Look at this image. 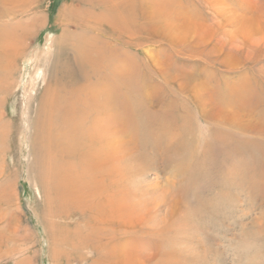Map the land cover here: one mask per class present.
Here are the masks:
<instances>
[{"label":"rangeland","instance_id":"obj_1","mask_svg":"<svg viewBox=\"0 0 264 264\" xmlns=\"http://www.w3.org/2000/svg\"><path fill=\"white\" fill-rule=\"evenodd\" d=\"M217 4L212 9L198 0H25L15 8L17 11L0 15V47L2 43H23L21 53L0 57L3 74L7 72L12 83L10 94L0 102V131L3 127L6 132L0 135V264H95L102 257L96 249L104 242L98 230L101 220L93 219L88 211L74 212L68 204L57 208L49 203L34 169L28 171L36 161L29 124L36 116V99L46 85L43 76L36 91L29 94L30 109L24 106L30 54H38L53 40L62 41L69 25L73 40L67 45L77 56V46L98 32L88 27L87 16L92 14H108L110 17L99 18L117 33L124 31L120 37L112 34L109 25L102 24L105 29H99L106 33L101 36L102 43H111L117 56L126 53L124 60L134 86L130 102L120 104L128 116L124 128L130 132V157L123 164L124 174H114L123 182L119 180L108 189L110 194L114 191L119 205L112 216L118 222L114 235L121 247H126L125 262L264 264V172L258 168L254 171L253 158L247 155L248 144H230L233 150L226 153L227 147L216 142L213 120L201 116L202 109L211 113L213 103L207 104L206 97L198 104L199 95L193 90L203 85L215 92L214 96L224 98L236 86L248 98L264 97V78L257 71H264V18L260 19L264 0H218ZM149 5L159 16L158 37L154 39L148 36L154 20L145 12ZM219 10L222 15L214 18ZM164 13L169 20L163 18ZM231 13L239 20L235 21ZM178 14L185 18L176 17ZM12 20L18 24L10 23ZM250 21L255 22L254 31L248 29ZM30 25H35L34 30ZM120 40L126 47L118 43ZM57 46L53 45L51 56L43 57V74L54 60ZM150 56L164 62L172 76L171 85L155 72ZM247 57L254 60L249 62ZM225 59L233 62H227L232 64L229 69L219 64ZM104 72L101 75L108 82L114 80L118 89V79ZM190 74L197 79L187 88L182 78ZM51 84L56 88L55 82ZM83 84L79 81L76 86ZM230 109L227 106L223 112L227 114ZM256 109L264 113V101ZM238 137L241 141H260L256 136ZM208 147L213 150L205 158ZM230 164L236 170L244 168L233 183L227 169ZM147 206L156 207L153 222L144 215ZM144 218L148 222H142Z\"/></svg>","mask_w":264,"mask_h":264},{"label":"bare ground","instance_id":"obj_2","mask_svg":"<svg viewBox=\"0 0 264 264\" xmlns=\"http://www.w3.org/2000/svg\"><path fill=\"white\" fill-rule=\"evenodd\" d=\"M24 1L25 0H4V2H0L2 4L0 7V15H5V12H8L9 10H16L15 8H19V3H24ZM198 1H200L205 7L210 6L214 9L218 0ZM221 4L222 3H220V5ZM221 6H224V4ZM221 6L218 8L221 9ZM223 9L225 8L223 7ZM157 11L151 9L150 5L145 7V12L151 16V19H154L153 21L151 20L152 22L149 20L151 24L149 25L150 32L148 34V36H150V38L153 37V39L158 37L156 31L159 27V16L155 13ZM221 12L222 11L219 10L214 18L217 14H221ZM67 13H70V15L72 14L70 11ZM29 14L30 12H27V15ZM179 14L178 16L176 15V17L180 18L181 16V18H185L184 15ZM107 16L108 14H98L97 17L93 14L87 16V23H89L88 27L94 30L98 29V32L95 33V36L85 39L81 45H75L77 46V56H73V51L69 49L67 45V43L72 42L73 40V34L69 30V25H66V30L61 37L62 41L52 39L53 43L50 46L46 45L38 54H34L33 52L30 54V58L26 63V75L28 81L24 82V85L26 86V100L24 106H27L28 110L30 109V102H28V99L31 98L29 97V94L36 91L35 87L38 83L39 77H44L42 80L43 82H46V85L43 87L41 95L36 99V116L35 119L31 121L32 124H29L33 128V144H31V146L33 145L35 148V150L33 148L32 153L34 154L36 161L33 165H29L30 170L28 169V171L31 173L34 169L37 176L36 179H38L39 185L44 191L45 196L48 198L47 201L49 203H55L57 208L61 205L68 204L69 208L72 207L74 212L76 210V212H81V210L88 211L93 219L97 217L101 220L98 230L103 236L104 242H102L101 247H97L96 249L100 251L99 253H101L102 257L95 264H116V262L114 263L113 261L114 259H117V261L122 264H127L125 262L126 247H121V244L114 235V230L117 229H115V223H118L117 220H115L116 218L112 216L113 210L115 211L117 209L116 206L118 205L115 201L116 195L113 194L114 191L110 194L108 189L113 183L118 184L120 181L123 182V179L119 178V176L124 174L126 169L123 164L126 159L130 157V153L128 152L131 145L130 132L128 129L124 128V123L128 116L126 115L124 108L120 107V104L125 101L128 103L130 102L134 86L131 83L132 77L126 67V61L124 60L126 53L121 50L123 52L122 56H117V51L116 49H113L114 46L111 43L105 45V43L101 42L103 40L101 36L103 34L106 35L105 32L99 30L101 28L103 30L105 29V26L102 24L109 25L112 34L113 32L117 33L111 24L107 21V23H105L100 19ZM233 17L235 21L239 20V16H236V14L235 16L233 15ZM163 18L166 20L170 19L169 17L166 18V14L163 15ZM261 18L263 19L264 15H262L260 19ZM231 20L233 21V19ZM13 21L14 20L10 23L18 24L16 21ZM33 21L37 24L36 20ZM254 23L255 22L253 21L249 22L248 29L250 31H254ZM261 25L263 24L261 23ZM33 26L35 25H30V28H33L31 30H34ZM121 30L117 33L120 37L124 35V31ZM262 30H264V28ZM47 41H49V38ZM95 41L100 42L101 46L98 44L96 45ZM55 43H58L60 46H57L58 51H56L55 48L54 60L50 62L49 69H46L44 72L45 74H43V57L51 56L53 54V45H55ZM118 43L123 44L126 47V44L121 40ZM20 46H23V43H2L0 47V57H6L7 54L15 56L16 54L21 53ZM225 47L226 45L224 48ZM239 50L238 53L242 52ZM210 52H212V50H210ZM206 53L209 52L207 51ZM150 58L152 59L150 61L155 72L165 81V83L171 85V82L173 81L172 76L166 70L164 62L159 61L155 56H150ZM248 58L249 57H247V59ZM254 59L248 60L251 62ZM226 60L227 59L219 63L223 69H229L232 65H229L232 62L231 60H229L230 62L227 61L229 64ZM3 71L2 64L0 63V83L2 85H0V102L5 101V96L7 97V94L9 95L12 90V83L9 79L8 73L6 72L4 75ZM95 71L99 72L95 73ZM104 71L108 72L113 78L118 79L116 85L119 87L118 89L120 91L114 88L116 87V82H114V80L108 82L106 81V77L101 75V72ZM257 71L258 74L264 78L263 69L257 68ZM1 76L4 83L1 81ZM182 79L187 81L185 87L188 88V86H194L197 77L190 74L185 75ZM79 81L84 84L76 86ZM53 82L57 84L56 88L51 87V83ZM194 88L193 90L199 95L197 97V99L200 100L198 104L205 101L206 97L205 102L207 104L213 103L211 105H213L214 108L211 113H206L202 109L201 116L209 122L210 120H213L215 130H217L216 142L227 147L226 153L233 150L230 148V144H248L250 149L248 150L249 152L247 155L253 158L254 171L258 168V171L263 173L264 113L258 112L256 106L263 103L264 97L258 96L255 99L248 98L239 92L240 89L237 91L238 88H236V86L227 91L224 98L221 96L218 97V94L214 96L215 92H211L208 87L206 88L203 85L199 89L197 87V89ZM180 89L181 91H184V86L180 85ZM237 92L241 95L237 94ZM227 106L234 110V112L230 109L231 111L229 113H224L223 111H225ZM256 114V120H251L250 116L253 117L256 116ZM159 118L164 119L160 116ZM219 118H221L222 121L217 123L216 120ZM0 123H2L1 118ZM2 129L0 135L4 136L6 135V132L4 133ZM241 134L252 138L256 136L260 141H243V138L241 141L238 137ZM212 150L213 149L208 147L207 152H209L208 154H203V157H210L209 154ZM238 150L239 149H236L235 151L237 152ZM232 166L233 165L230 164L227 169L229 172L228 175L231 177L230 181L233 183L242 175L244 168L239 167V170H236L235 167L233 168ZM111 170L114 173L111 174ZM115 171L120 174H118L116 178L114 175ZM136 173L138 175V172ZM260 178L262 180V177ZM107 197H110L107 201L108 204L105 201ZM155 208L156 207L147 206L144 213L145 217L152 219L151 222L156 218V216L153 217ZM60 212H63V210L61 209ZM144 215L140 216L143 217ZM146 220L147 219L144 218L142 222ZM96 222L99 223L98 221ZM48 228L47 230H49ZM122 228L123 226L121 227V230H123ZM128 229L126 230L129 231ZM86 238H90V236H87ZM86 240L87 243L93 245L88 239ZM108 245L111 247L109 250L107 249V247H109Z\"/></svg>","mask_w":264,"mask_h":264}]
</instances>
